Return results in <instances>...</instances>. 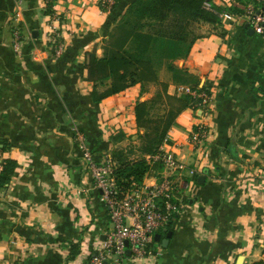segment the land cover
<instances>
[{
	"label": "crops",
	"instance_id": "1",
	"mask_svg": "<svg viewBox=\"0 0 264 264\" xmlns=\"http://www.w3.org/2000/svg\"><path fill=\"white\" fill-rule=\"evenodd\" d=\"M135 1L122 0L108 13L99 0H56L65 41L57 56L43 0H0V139L10 141L4 157L17 162L0 189V264H89L112 224L77 132L97 161L116 148L136 151L144 133L135 122L137 101L180 97L178 86L198 83L212 89L211 111L183 107L163 145L187 169L177 176L184 207L173 236L164 246L169 231L160 232L157 254L129 255L126 264L264 259V33L250 32L242 13L215 0L224 9L221 22L207 23L192 46L169 38L151 45L155 80L97 102L94 89L103 92L109 82L90 81L86 65L92 53L106 55L115 20ZM200 124L209 136L197 148L190 137ZM118 131L126 136L114 141ZM156 180L147 175L144 183Z\"/></svg>",
	"mask_w": 264,
	"mask_h": 264
},
{
	"label": "trees",
	"instance_id": "2",
	"mask_svg": "<svg viewBox=\"0 0 264 264\" xmlns=\"http://www.w3.org/2000/svg\"><path fill=\"white\" fill-rule=\"evenodd\" d=\"M208 1L212 0H136L128 6L126 13L133 15L135 19L131 20L127 17L128 19L123 20L124 16L116 19L106 55L98 57L92 53L86 65L90 81L101 84L109 82L108 89L103 92L94 89L95 101L103 102L109 96L124 92L138 84L144 89L147 81L155 80V69L152 60L147 58V52L158 38H169L192 46L200 37V34L193 29L195 24L199 22L219 24L221 22L219 13L224 9L216 2L213 4V9H208L206 7ZM120 2L122 0H116L114 8ZM250 2L254 0H237L231 10L243 15ZM53 4L48 5V12L52 11ZM191 86L198 90L202 89L199 83ZM163 97L169 107L166 106L165 111H161L163 115L155 116L154 105ZM196 101L189 94H182L180 97L161 94L150 101H137L135 122L139 129H144V133L138 135L141 143L136 151L140 153L137 157H132L137 152L131 147L127 150L116 148L112 154L117 162L115 175L123 192L130 190L133 185L143 184L147 175H158L162 163H151L146 156L160 151L169 136V130L176 124L175 120L181 109L194 105ZM125 136L123 131H118L112 138L118 141ZM9 147L8 138H1L0 149L3 154ZM4 162V168L0 171V189L8 186L16 174V160L5 158ZM170 230L172 225H169L165 231ZM73 249V255L79 253L76 246H73ZM252 264H264V259Z\"/></svg>",
	"mask_w": 264,
	"mask_h": 264
},
{
	"label": "built area",
	"instance_id": "3",
	"mask_svg": "<svg viewBox=\"0 0 264 264\" xmlns=\"http://www.w3.org/2000/svg\"><path fill=\"white\" fill-rule=\"evenodd\" d=\"M43 1L46 9L50 3H54L52 11L48 13L49 23L46 37L49 42L56 43L55 53L61 56L65 51V41L60 26L63 18L55 10V0ZM214 2L215 0L208 1L206 7L213 9ZM234 2L235 0H227L226 8L232 6ZM115 3L116 0H99L102 10L108 13L113 11ZM224 14L222 11L219 16L223 17ZM20 15L19 11L18 17ZM242 18L247 20L256 33L262 35L264 33V0L249 3ZM15 27L17 29L14 32L16 41L14 47L19 51L22 39L17 31V25ZM201 87L202 89L198 90L192 86L180 85L176 90L180 95L189 94L197 100L192 105L197 112H210L213 100L212 89L207 85H201ZM208 136V127L206 124H200L191 133L190 142L198 148L203 145V141ZM169 140L168 136L165 143ZM76 143L82 150L85 166L93 177L94 187L102 192L100 197L107 207L112 224L105 234V239L95 246L89 264H107L111 260L113 264H126L129 249L131 256L136 258L157 254L156 234L167 230L169 225L173 226L184 207L179 195L177 176L186 169L185 163L174 153L165 150L164 143L159 152L146 156L151 163H162V169L155 176L156 182L151 185L136 184L130 190L123 192L115 175L117 162L112 154L106 153L101 161H97L87 147L84 136L79 132L76 134ZM4 159V154L0 149V171L4 168Z\"/></svg>",
	"mask_w": 264,
	"mask_h": 264
},
{
	"label": "rangeland",
	"instance_id": "4",
	"mask_svg": "<svg viewBox=\"0 0 264 264\" xmlns=\"http://www.w3.org/2000/svg\"><path fill=\"white\" fill-rule=\"evenodd\" d=\"M251 3V2H250ZM253 3H255V0H254V2ZM247 7V6H246ZM245 11H246V8H245ZM245 13V12H244ZM124 16V18H123V20H125L127 17L128 18H131V20H133V19H135L134 18V16L133 15H131L130 16V14H124V15H122V17ZM121 17V18H122ZM127 18V19H128ZM244 23H246L247 22V20L246 19H244ZM207 23H205V22H199V23H197V24H195L194 26H193V29H194V31L196 32V33H198V34H200L202 31H206L208 28H207ZM211 26V25H210ZM209 26V27H210ZM159 102L158 103H155V105H154V115L155 116H158V115H163L164 113L163 112H161V111H163V110H165V101H167L164 97L163 98H159V100H158ZM135 152V151H134ZM133 152V153H134ZM137 154V153H136ZM139 154V153H138ZM185 170H187V169H185ZM158 172V171H157ZM157 172H155V174H157ZM194 183V182H193ZM183 210V209H182ZM162 233L163 234H165L166 233V231L165 230H162ZM261 260H263V259H261ZM110 264H113V261L111 260L110 261Z\"/></svg>",
	"mask_w": 264,
	"mask_h": 264
},
{
	"label": "water",
	"instance_id": "5",
	"mask_svg": "<svg viewBox=\"0 0 264 264\" xmlns=\"http://www.w3.org/2000/svg\"><path fill=\"white\" fill-rule=\"evenodd\" d=\"M249 31H250V32H255L254 29H253L252 27L250 28ZM204 179H205L204 176H201V177H200V181H201V182H202ZM172 236H173V231H169L168 234H167V238H165V239L163 240V245H164V246H167V244L169 243V239H170ZM155 238H156L157 240L161 239V234H160V233H157L156 236H155ZM127 245H129L128 242H127ZM128 255H131V250H130V249L128 250Z\"/></svg>",
	"mask_w": 264,
	"mask_h": 264
}]
</instances>
